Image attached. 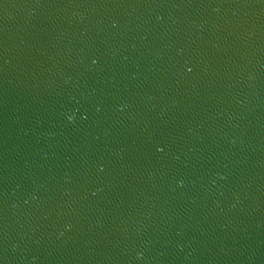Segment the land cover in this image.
Segmentation results:
<instances>
[{
  "label": "water",
  "instance_id": "1",
  "mask_svg": "<svg viewBox=\"0 0 264 264\" xmlns=\"http://www.w3.org/2000/svg\"><path fill=\"white\" fill-rule=\"evenodd\" d=\"M0 264H264V0H0Z\"/></svg>",
  "mask_w": 264,
  "mask_h": 264
},
{
  "label": "clouds",
  "instance_id": "2",
  "mask_svg": "<svg viewBox=\"0 0 264 264\" xmlns=\"http://www.w3.org/2000/svg\"><path fill=\"white\" fill-rule=\"evenodd\" d=\"M71 119H72L71 117H68L69 121H71ZM140 255H141L140 253L137 254L138 258H139Z\"/></svg>",
  "mask_w": 264,
  "mask_h": 264
}]
</instances>
